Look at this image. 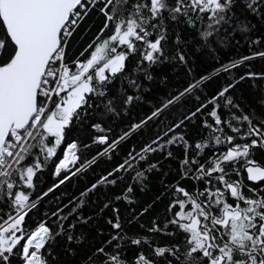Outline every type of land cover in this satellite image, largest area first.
<instances>
[{"label": "snow or ice", "instance_id": "obj_1", "mask_svg": "<svg viewBox=\"0 0 264 264\" xmlns=\"http://www.w3.org/2000/svg\"><path fill=\"white\" fill-rule=\"evenodd\" d=\"M0 264H264V0H0Z\"/></svg>", "mask_w": 264, "mask_h": 264}]
</instances>
